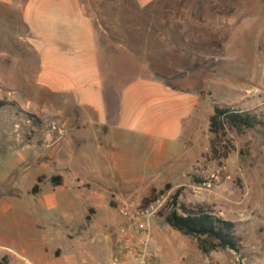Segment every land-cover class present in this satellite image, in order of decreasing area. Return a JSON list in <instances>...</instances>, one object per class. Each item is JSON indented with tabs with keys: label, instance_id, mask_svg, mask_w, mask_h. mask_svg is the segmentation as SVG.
<instances>
[{
	"label": "crops",
	"instance_id": "crops-1",
	"mask_svg": "<svg viewBox=\"0 0 264 264\" xmlns=\"http://www.w3.org/2000/svg\"><path fill=\"white\" fill-rule=\"evenodd\" d=\"M149 10L156 24H144L142 36L134 41L133 13L128 10L105 18L100 38L95 26L99 18L82 0H0V18H9L17 33L12 36L15 80L23 78L24 61L38 94L57 105L47 110L52 117L49 130L30 139L36 151L33 161L43 168L34 184L39 176L46 178L37 192L31 191L34 184L29 191L42 193L43 184L51 183L37 208L61 205L72 219L87 217L93 209L96 216L101 209V220L119 219L111 204L126 198L137 204L152 189L184 185L194 170L197 151L190 139L201 116L203 89L197 88L188 68L163 69L159 63L166 57L195 59L196 40L192 45L181 28L180 17L186 13ZM162 10L170 18H162ZM158 20L169 21V40ZM53 175L61 176L60 185L50 181ZM29 216L18 213L20 230L40 226ZM63 238L68 236L62 231L20 232L16 248L0 244V263L7 257L8 264H55L54 251ZM166 257L165 245L159 263L165 264Z\"/></svg>",
	"mask_w": 264,
	"mask_h": 264
},
{
	"label": "rangeland",
	"instance_id": "rangeland-1",
	"mask_svg": "<svg viewBox=\"0 0 264 264\" xmlns=\"http://www.w3.org/2000/svg\"><path fill=\"white\" fill-rule=\"evenodd\" d=\"M82 3L93 16H98L95 26L100 38L105 35V18L128 10L133 13L130 26L135 41L142 36L144 24H156L151 21L149 9L161 8L186 13L180 17L181 28L192 45L196 40L195 59L190 56L188 60L178 61L166 57V62L162 59L159 63L163 69L188 68L197 88L203 89L201 116L190 139L191 146L196 147L197 159L190 177L181 185L184 188L180 200L189 206L201 205L234 221L240 237V253L230 249L203 253L194 237L182 234L163 220L162 209L150 220L149 229L159 254L166 245L165 264H264V126L256 125L241 133L229 128L227 136L232 147L226 157L212 156L208 151L213 136L208 118L214 105L248 110L264 120V0H82ZM160 14L162 18H170L163 10ZM158 24L163 23L158 20ZM169 25L168 20L163 24L165 40H169ZM173 27L178 31L176 23ZM0 33L6 36L5 39L0 35V99L7 101L0 108V244L16 248L15 237L27 230L62 231L68 238L60 240L55 248V264H108L113 246L117 245L120 218L101 220L103 210L94 216L93 209L87 217L79 215L72 219L66 217L61 205L50 209L35 206L51 183L43 184L42 193L29 191L36 182V173L43 171L41 163L33 161L36 151L30 139L37 131L49 130L46 125L50 127L48 121L52 117L47 110L51 112L57 105L54 107L38 94L29 77L30 66L24 61L23 78L15 80L12 40L17 33L14 34L9 18H0ZM174 34L178 36L177 32ZM170 59L172 62L168 64ZM221 164L226 165L230 177L221 175L209 186L204 185L202 182L210 180ZM253 179L261 180L262 184L254 183ZM177 187L171 184L156 195L165 197L167 203ZM125 202H129L127 198L122 203ZM111 207L117 213V204ZM19 212L30 215L40 226L35 230L29 226L20 230Z\"/></svg>",
	"mask_w": 264,
	"mask_h": 264
},
{
	"label": "trees",
	"instance_id": "trees-1",
	"mask_svg": "<svg viewBox=\"0 0 264 264\" xmlns=\"http://www.w3.org/2000/svg\"><path fill=\"white\" fill-rule=\"evenodd\" d=\"M6 104V100L0 99V108ZM256 125L264 126V120L255 113L234 107L214 105L208 118V128L213 135L209 140V154L216 157L228 155L232 147L227 136L229 128L241 133ZM45 178V176H39L38 183L34 184L31 191L37 192L40 189L39 182ZM50 181L54 185L62 183L60 175L51 176ZM201 181L198 180V182ZM170 187L171 184L167 183L160 190L152 189L150 195L144 197L140 204H147L158 196L156 195L158 192H163ZM183 188V186L175 188L169 196L165 208L163 207L160 212L163 220L182 234L194 237L198 248L205 254L219 249H230L239 254L240 237L236 232L235 222L222 218L201 205L189 206L182 202L180 195ZM0 264H8L7 257H4Z\"/></svg>",
	"mask_w": 264,
	"mask_h": 264
},
{
	"label": "built area",
	"instance_id": "built-area-1",
	"mask_svg": "<svg viewBox=\"0 0 264 264\" xmlns=\"http://www.w3.org/2000/svg\"><path fill=\"white\" fill-rule=\"evenodd\" d=\"M221 175L230 177L224 164L211 174L210 180L202 183L209 186L211 181L219 179ZM165 203V197L158 195L145 205L131 202L117 205L116 211L120 217L117 248L108 264H158L159 249L154 244L149 224Z\"/></svg>",
	"mask_w": 264,
	"mask_h": 264
}]
</instances>
